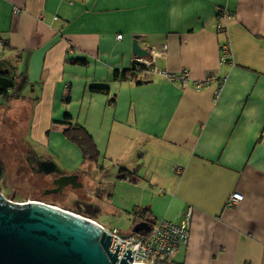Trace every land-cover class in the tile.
<instances>
[{
  "label": "crops",
  "instance_id": "crops-1",
  "mask_svg": "<svg viewBox=\"0 0 264 264\" xmlns=\"http://www.w3.org/2000/svg\"><path fill=\"white\" fill-rule=\"evenodd\" d=\"M135 36L148 54L165 49L153 66L185 71L188 86L114 78L130 70ZM0 67L17 77L0 118L28 115L31 140L57 161L40 170L97 181L100 205L66 211L121 234L143 223L135 210L152 228L189 218L169 263L264 264V0H0ZM68 125L87 132L96 161ZM233 194L242 199L230 205Z\"/></svg>",
  "mask_w": 264,
  "mask_h": 264
},
{
  "label": "water",
  "instance_id": "water-1",
  "mask_svg": "<svg viewBox=\"0 0 264 264\" xmlns=\"http://www.w3.org/2000/svg\"><path fill=\"white\" fill-rule=\"evenodd\" d=\"M135 36L132 53L148 57ZM47 171V170H46ZM44 194H60L70 186L80 188L75 174L54 179ZM148 226L140 223L133 234ZM111 236L92 220L40 201L20 204L0 192V264H130V249L118 260L119 245L110 251Z\"/></svg>",
  "mask_w": 264,
  "mask_h": 264
},
{
  "label": "rangeland",
  "instance_id": "rangeland-1",
  "mask_svg": "<svg viewBox=\"0 0 264 264\" xmlns=\"http://www.w3.org/2000/svg\"><path fill=\"white\" fill-rule=\"evenodd\" d=\"M24 117L26 118L16 126L12 125L8 119L0 118V161L4 170V177L0 181L2 195L14 202H18V200L42 201L67 208L70 211H75L78 207L82 213L86 212L85 206L90 203L100 205L94 190L97 184L94 178L88 179L84 185L79 182L82 184L80 188L67 186L60 194H44V191L52 188L55 177L54 173L44 174L46 168L40 170L39 164L43 161L46 162L45 160L54 164L57 161L54 157L49 156L50 153L47 150L31 140L29 116L25 115ZM57 165L59 166V163ZM61 170L62 168L59 166L55 173H59ZM109 176L110 173L104 175L106 179H109ZM122 233H128V231L123 230Z\"/></svg>",
  "mask_w": 264,
  "mask_h": 264
},
{
  "label": "built area",
  "instance_id": "built-area-1",
  "mask_svg": "<svg viewBox=\"0 0 264 264\" xmlns=\"http://www.w3.org/2000/svg\"><path fill=\"white\" fill-rule=\"evenodd\" d=\"M227 15L225 12L218 13V19H226ZM217 28L222 30V24H217ZM121 36H118L120 39ZM221 50L223 52L221 61L225 62L229 60L232 56L231 47L229 42H225ZM150 58H140L134 57L131 63V68L135 69L137 76H141L143 80H146L153 76H162L168 82H178L180 86H188V77L185 71L179 74H168L163 70H160L153 66L154 59L160 55L164 54L165 49L161 52L155 51L153 49L149 50ZM143 66L144 70H141ZM214 76L208 74L203 80L195 82L193 88L195 90L202 89L205 85L210 84L214 80ZM242 199L239 194H233L229 200V204H236ZM32 201V200H31ZM30 202V200L17 202L24 204ZM189 218H186L181 224H174L172 222L162 220L154 225L147 237L143 236V232L140 235L136 234H121L117 229H106L102 230L110 237V251H115L116 244L119 245L118 250V260L123 258V254L126 249H130V256L132 257L130 264H164L169 263L174 257L179 248L186 245L189 240Z\"/></svg>",
  "mask_w": 264,
  "mask_h": 264
},
{
  "label": "trees",
  "instance_id": "trees-1",
  "mask_svg": "<svg viewBox=\"0 0 264 264\" xmlns=\"http://www.w3.org/2000/svg\"><path fill=\"white\" fill-rule=\"evenodd\" d=\"M77 63L84 64L85 62L81 60V61H77ZM140 68L141 70H144L143 66H141ZM137 72L138 71H136L135 69L130 68V70L123 71L121 73L115 72L114 78L120 77L123 80L129 78V80H135L136 83H142L143 80L137 77ZM16 79L17 77L13 73L6 71L0 67V99L7 98L9 96L10 91H12L15 87ZM92 91L103 93L107 90L105 88H92ZM65 136L80 148L84 156V159L89 161H96L98 157V152L96 150V147L92 139L83 128L79 126L68 125V129H66L65 131ZM119 174L120 176H122V178L125 179L126 177L132 176L134 173L127 171L125 169H120ZM3 177H4V170L2 163L0 161V181L3 179ZM23 201L25 200H18V202H23ZM50 205L57 206L54 204H50ZM63 209L66 210V208ZM135 211H137L135 212V216L139 218L141 222L145 223L147 226L151 225L152 222L150 221L148 217V212L146 210H135ZM151 230H152V226H150L149 232H143V236L147 237ZM164 264H171V263H164Z\"/></svg>",
  "mask_w": 264,
  "mask_h": 264
},
{
  "label": "flooded vegetation",
  "instance_id": "flooded-vegetation-1",
  "mask_svg": "<svg viewBox=\"0 0 264 264\" xmlns=\"http://www.w3.org/2000/svg\"><path fill=\"white\" fill-rule=\"evenodd\" d=\"M42 167H43V169L46 168V166H42ZM45 172H46V171H45ZM54 177H55V176H54ZM57 177H59V176H56L55 178H57ZM53 187H54V186L52 185V188H53ZM52 188H51V189H52Z\"/></svg>",
  "mask_w": 264,
  "mask_h": 264
}]
</instances>
